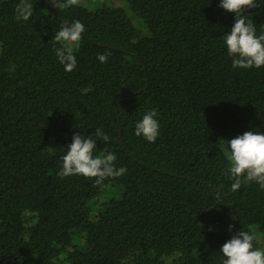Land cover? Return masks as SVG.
Returning <instances> with one entry per match:
<instances>
[{"label": "trees", "instance_id": "16d2710c", "mask_svg": "<svg viewBox=\"0 0 264 264\" xmlns=\"http://www.w3.org/2000/svg\"><path fill=\"white\" fill-rule=\"evenodd\" d=\"M124 1L60 10L32 0L18 22V0H0V264H222L240 230L264 250V190L232 191L227 172V141L264 133V66L234 69L221 39L235 14L220 0ZM258 3L243 13L257 36ZM75 21L85 31L66 72L53 38ZM153 109L150 143L134 133ZM75 133L126 173L100 184L58 176Z\"/></svg>", "mask_w": 264, "mask_h": 264}, {"label": "clouds", "instance_id": "9594fccd", "mask_svg": "<svg viewBox=\"0 0 264 264\" xmlns=\"http://www.w3.org/2000/svg\"><path fill=\"white\" fill-rule=\"evenodd\" d=\"M53 8L65 9L71 6H79L80 0H47ZM219 7L227 12L235 14V22L230 32L221 39L226 45L228 56L232 57L234 69L249 70L264 66V34L256 35V28L252 20L244 15L246 9L259 7L258 0H220ZM16 20L28 21L33 15L32 0H18L15 7ZM84 25L80 21L71 24H63L55 33L53 41L60 43L61 47L55 48V54L66 72L73 71L77 66V60L73 54V46L79 47ZM97 59L101 63L107 62L106 54H98ZM15 70L11 65L9 72ZM155 109L148 111L135 125V135L142 136L148 142H155L159 135V123ZM95 135L107 143L109 136L102 129L97 128ZM97 140L91 136H83L75 133L72 142L61 158L62 167L57 173L60 177L81 175L85 178H95L100 184L107 178H117L126 173L125 167L116 168L113 153L94 156ZM227 159L229 167L227 172L234 181L231 190L236 191L242 183L255 182L264 190V133L246 131L242 135L227 141ZM211 230V229H209ZM232 230L229 225L228 231ZM254 234L240 230L226 241L221 253L225 257L222 264H264V250L253 249Z\"/></svg>", "mask_w": 264, "mask_h": 264}, {"label": "rangeland", "instance_id": "374dc122", "mask_svg": "<svg viewBox=\"0 0 264 264\" xmlns=\"http://www.w3.org/2000/svg\"><path fill=\"white\" fill-rule=\"evenodd\" d=\"M108 1H109V3L111 5L124 7V9L126 10L125 1L124 0H108ZM102 2H103V0H80V4L84 5V6L88 7V8H94L95 6L99 5ZM127 14L130 16L131 22L136 27V29L144 32L145 29L143 30L144 26L141 24L140 20H138L135 17H131V15H130V13L128 11H127ZM260 249L263 250V247H261Z\"/></svg>", "mask_w": 264, "mask_h": 264}]
</instances>
